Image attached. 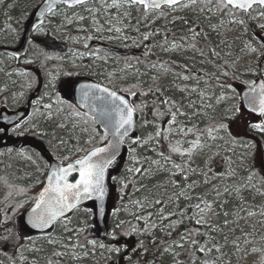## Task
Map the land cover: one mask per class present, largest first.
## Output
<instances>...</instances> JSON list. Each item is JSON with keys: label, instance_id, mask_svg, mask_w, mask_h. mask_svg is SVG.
<instances>
[{"label": "rangeland", "instance_id": "rangeland-1", "mask_svg": "<svg viewBox=\"0 0 264 264\" xmlns=\"http://www.w3.org/2000/svg\"><path fill=\"white\" fill-rule=\"evenodd\" d=\"M43 1L44 0H2V2H0V117L3 113H12L1 103L6 97H9L7 98L8 100H18L19 103L21 102L17 109L18 111H26L25 117L12 126H6L0 122V130H2L0 131V175L5 176L8 183L15 184L19 187L25 186L30 188L34 194L44 185L45 177L48 172L44 171L40 164L26 152L27 148H36L41 151L44 148L47 149L38 137L48 135L49 137L54 138V140H59L58 145L62 152L78 158L84 154V150L90 143L86 141L91 140L92 142L95 140L96 136L90 130L85 131L86 128L80 122L82 120L81 117H76L73 113H67L60 108L58 110V113L60 114V125H64V127L59 126V128L61 130L69 131V136H64V134L60 133V137L56 139L55 134L51 130H47L46 126L48 125V122L54 118L53 105L58 103L57 96H59L61 101L74 103V89L79 81L78 77L80 75H86L92 79L100 77L102 79H97V82L105 83L108 78L125 79L128 76L135 75L137 71V69H135L134 73H132V67L122 63L111 54L101 53L98 48L90 49L89 46L85 48L84 45L87 43L85 35L90 32L96 33L102 37L105 43L110 45L126 43L131 41L133 37L132 32L128 30L129 24L133 18L139 26L138 29L141 27L148 31L153 20L155 22L160 21L165 26L173 28L176 22H180L181 19L186 18V16H184L186 12L191 9L196 10V8L186 9L178 7L175 10L163 11V15L160 13H149L145 18L142 10L134 11V7L130 9L121 8L119 10L120 13H124L125 11L128 12L126 17H120V19L123 20V23L127 21V25H124L123 23H117V11L115 9L105 10L103 3H89L78 9H74L73 12L63 7L60 8L51 16L52 19L58 20L54 25L58 36L65 41L71 40L75 46H83L84 49H74L72 52H69L64 56H58V59H56V56L52 57V61H60L62 66L47 71L48 82L43 88L45 92L42 97L38 94L31 96L22 90L16 93L15 90H17L16 85L21 80L27 79L28 76H32L34 81H36V84H38L37 65L35 64V59L32 57H34L36 53L38 54L41 45V37L45 33V26H48L50 22L48 21L42 28H40L43 29V31H40L39 29L33 35L34 43L30 46L32 47L33 52L31 54L28 53L18 65L16 64L15 58L9 56L6 51L19 50L22 46L34 13ZM86 9H92L93 12H89ZM134 14L136 15L134 16ZM206 15V13L202 14L204 26H206V31L209 36L216 41L217 45L215 48L220 53V58L217 60L210 55L209 49L213 47H209L208 54H205V56L209 60H214L215 63L219 65H224L225 61H227L229 82L235 86L236 92L239 95L227 92L224 94L225 98L223 101L217 105L215 96L221 95V91L217 87H211L209 89V94H214L211 103L216 106L217 111L214 112L212 109H207L206 116L202 115L193 118V123H196L199 127L201 125L204 126L205 124L212 123L211 118L213 116H216V118L219 119L218 113L220 110L233 104L240 105L242 103L240 100L241 92L248 88V82L253 80L258 81L261 77H264V56H260L259 51L252 53L248 47H245L247 44L259 49L262 38H264V30L260 29L258 25L264 23V17L255 14L252 15L253 17H256L255 19H249L247 16V22L243 17L236 14L237 19H244L245 23L229 25L227 23L228 17H223L225 22L221 24V17L219 14L213 16L211 20L206 19ZM81 16L84 17L83 20L79 19ZM109 24L121 27L124 30L123 33L118 34L114 31H107ZM209 24L217 25V32H220L221 34L217 35L216 32H212L208 27ZM95 29H100V31H96ZM117 35H120V39H109V37H115ZM125 36H127V39H124ZM198 47L204 50V45L200 42L198 43ZM97 51H99L100 57L107 56V59L97 58L92 55V53ZM16 66L18 67L16 68ZM204 66L208 68L207 72H215L216 70L212 63L204 64ZM67 67L77 69L75 76H66ZM250 69H254L256 74L254 75ZM145 70L151 72L149 66ZM233 73L235 74L234 79L231 78ZM145 78L146 75L141 74L142 83L145 81ZM184 83L191 84V82L177 81V84L180 87H183ZM175 91L179 95L180 100L186 109L188 99L185 97L187 94L181 93L176 89ZM234 95H236V98L232 99ZM191 99L195 100L197 104L200 103V100L195 94H191ZM37 101L39 102L37 103ZM45 104H51L52 107L50 109L45 108L43 106ZM181 119L184 120L183 117H181ZM256 119L257 117L248 114L243 109L240 115L229 121L231 137L226 133H221L220 135L224 137L223 139L218 138L215 141H207L206 146L201 151H198L194 158L192 167L196 168V173H188L189 178L187 181H185L179 174L174 176L170 174L173 171H177L172 168L171 163L165 165L162 160L155 165L151 163L152 160L161 159L158 155L161 152H163L165 156L169 155L167 147L169 142L162 141L160 144H157L154 139L149 140V137L155 136L157 128L167 127L165 122H158L156 119H150L154 131L148 133V135L141 140V146L148 147V150L150 151V155L144 157L145 161L149 164V171L143 174V181L147 182L157 175H164L165 178L161 182L156 181L154 184L149 183L150 186L143 198L139 200L140 203H137L138 201L136 203L129 201L125 204L128 209H121V211L129 214L130 212L134 213V210H136L137 213L157 204L155 203L156 200H161L164 208L162 210L166 216V214H168L167 209L174 211L175 209L180 208L182 202L191 203L194 206L197 202L194 197L206 195L205 192H201V190L199 191L200 187L208 189L207 196L216 198V192L212 187V184L205 185L202 183L204 179L203 171L206 170V164L211 165L212 167V172L208 174L209 178L217 172L226 173L229 168L235 170L236 178L234 180L225 179L212 182L221 191H223L225 187H233L237 182H243L244 180H240L242 175L247 174L245 170L249 169L253 164L256 165L257 170L260 165L261 156H264V139H262L264 136L250 130L247 126L249 122H254ZM73 125L76 126L73 127ZM188 126L191 125L189 124ZM177 138L179 137L173 136L170 139L174 143ZM189 138L191 139V137ZM61 141H63V143ZM43 142L48 144V141ZM187 146V144L183 145V147ZM50 148L51 149L49 150L55 154L56 149H53L52 147ZM48 153L50 154L47 150L44 151V156L39 153L40 161L47 162L46 157H48ZM209 153L213 156L212 159L205 158V160H201V157H205V154ZM177 159H181V163H183L186 160V157L182 158L173 154L172 161L180 163ZM241 159H243V163H241ZM127 161H130L133 164H138L135 151L129 152ZM48 165L47 169L49 168ZM129 169H131V171ZM129 169L127 170L128 177L132 176V178H129L132 180L135 168H131L130 166ZM119 171L120 169L118 168V173ZM193 181H196V183L193 184ZM124 185L125 182L123 183V186ZM188 185H192V187L189 188ZM258 185L257 187H259ZM242 195L247 201L244 210H240L237 207L239 201L236 199H233L234 201L231 202L228 197L221 196L219 198L228 200L226 205H231L229 209L230 213H238V216L236 217L231 216V219L226 226L223 225L220 227L221 231L224 233H228L229 230L233 228L238 229L234 236L231 234L229 235L228 246L222 249L223 252L228 253V255L224 257L222 264H260L262 253L260 251L251 252V249L253 247L264 249V224L258 223L259 221H264V215H261V207L264 206V195H259L255 189H253L251 193L245 191ZM178 196L180 197L179 199ZM186 197L192 199H186ZM253 197L255 198L253 199ZM109 198H111L108 201L110 202L109 215L111 217L114 215L118 216V214H120L118 205L119 197L116 195L113 196V194L111 197L110 193ZM15 199L20 200L27 209L34 203V198L30 195L23 197L16 196ZM141 204L143 207H141ZM82 211H95V204H88L85 206V209L74 214L73 218H67L60 223V228L65 230L64 236L58 237L50 233L38 234L31 237L28 243L19 248V254L23 253V256L25 257L24 260L30 258L33 263L37 264L40 261L48 260V252L53 251V249L64 251L65 249L62 245L69 243V238H71V242L78 240L80 243V237H82V234L87 228L90 227L91 235H95V233H97V227L99 228V226L94 220L93 212L84 213ZM223 211H226V209L224 210L222 208V212ZM249 211H253L256 214L249 216ZM75 217H79V223H74L73 219ZM239 217H243V219H240ZM233 219H238V224L232 223L231 221ZM115 221H118V224H120L118 217L115 218ZM124 226V223L121 224L117 230L122 231L121 228ZM80 229H84V231H79V234L77 235V232ZM240 230L249 233L247 240L250 241V243H241L240 250L236 251L232 247L231 241L236 237L243 239ZM115 232L120 241L123 235H121L120 232ZM218 233L221 234L220 232ZM49 238L56 241V243L49 244ZM109 239L112 240L111 236ZM225 243L224 240L223 244ZM124 245L127 246V251H122L120 254L127 262H130L128 259L129 257H131L132 260L133 255H141L143 259H141L138 264H147L150 258L148 252L144 253L143 250L132 251V249L136 247V244H134V246L129 242L127 244H120V246ZM90 248L91 246H89V249ZM37 249H40V251H36ZM180 252L181 250L178 248H172V251L169 254H175V259L179 260ZM245 252L249 254L245 255ZM100 257H102L103 260H100ZM110 258L111 257L106 251L97 248L94 256L89 255L85 257L81 252V259L75 260L72 259L70 255L64 256L63 262L59 264H97V261H102L103 264H111L112 261ZM99 264H101V262H99ZM155 264L161 263L155 262ZM195 264L198 263L195 262Z\"/></svg>", "mask_w": 264, "mask_h": 264}, {"label": "snow or ice", "instance_id": "snow-or-ice-1", "mask_svg": "<svg viewBox=\"0 0 264 264\" xmlns=\"http://www.w3.org/2000/svg\"><path fill=\"white\" fill-rule=\"evenodd\" d=\"M2 2V0H0ZM55 2V0H53ZM64 4L72 7L74 5H85L88 3V0H62ZM103 7L105 10L115 9L117 11L116 20L117 23L122 24L123 20L120 19L121 16H127L128 12L120 13L121 8L130 9L132 7L143 8L145 18L149 13L159 12L163 15V9L168 8L170 10H175L177 7L183 8H198L200 14H207L206 19L211 20V18L217 14L220 15L221 21L223 24L225 21L223 17H228L227 23L232 24H244V19H237L236 13L243 12L248 15L249 19H255L256 17L251 16V11L254 7L261 9L257 13L258 16L264 17V0H111L109 3L108 0H103ZM49 12L52 11V6L49 4L47 9ZM89 12H93L92 9H86ZM80 20H83L84 17H79ZM153 22H155L153 20ZM174 22V21H173ZM184 24L187 26V31L185 34L181 35L178 40L175 36L169 41L167 34L163 36V41L154 45V47H159L165 53H172L184 58L183 63H178L176 60L161 61L157 60L152 62L149 65V70L154 71L156 74L150 77L152 84L149 85L147 91L141 90L139 95L143 97H148L151 95L152 99V108L153 115L155 118L160 119L168 117L165 121L167 127H159L155 132L154 137H149V140L154 139L157 144H160L162 141H168V151L169 155L165 156L163 152L159 153L160 160H152L153 165L158 164L161 160L165 165L168 163L172 164V168L177 171H173L171 175H181L182 178L187 181L189 176L188 173H196V168L192 167L194 158L198 151H201L205 146L207 141H215L216 139H223L221 133H226L231 137V132L229 128V121L235 119L238 115L242 113L243 109L257 117L254 122L248 123V128L256 133L264 136V77H261L259 82L256 80L248 82V90L240 96L242 103L240 105H231L227 108H224L219 111V119L216 116H213L212 123L205 124V127L200 128L196 123H193V118L200 117L202 115H207V109H212L214 112L217 111L215 105L211 103L213 95L209 94V89L213 86L217 87L221 91V95L215 96L216 104H220L224 97V94L227 92H232L236 95H239L236 92L235 86L229 82V71L228 63L225 61L224 65L216 64L214 60H209L205 56L203 49L198 47L199 42H208L209 34L204 29L200 28L199 25L194 22H190L187 19H184ZM102 27V26H101ZM209 29L212 32H216L217 35H220V32H217V25L209 24ZM258 27L264 30V23L258 25ZM100 31V29H95ZM43 31V29H40ZM109 32H116L118 34L123 33L121 27H116L115 25L109 24L107 29ZM139 31V29H137ZM160 35L159 31L149 32L142 35L143 41H149L154 36ZM87 40L93 39L92 36L86 37ZM109 39H120V35L115 37H109ZM127 39V36L124 37ZM85 48L88 47L87 43L84 45ZM128 45H125L127 47ZM134 46L139 47L140 44L136 43ZM248 47L252 53L259 51L260 56H264V38L259 45V49L256 47H251L250 45H245ZM191 52V57H188L186 53ZM209 53L212 57H215L217 60L220 58V53L216 50L215 47L209 49ZM92 55L97 58L107 59V56L100 57L99 51L92 53ZM152 55L151 48L146 46V51L143 53L144 57H149ZM197 55L201 58L200 64L212 63L213 67L216 69L215 72H205L203 68H195L196 57ZM137 63H139V58ZM191 60V64L188 62ZM132 65H129L131 67ZM195 69V70H193ZM139 71V70H137ZM255 75L256 72L254 69H250ZM147 74V73H145ZM168 77H171V80L167 84L161 83V80H166ZM223 78V79H222ZM232 79L235 78L233 73ZM177 81L182 82H191L184 83L183 87H180L177 84ZM214 82V83H213ZM203 85V87H202ZM135 87V86H134ZM176 89L181 93H186L188 99V104L183 105L182 102L177 101L171 96H166L165 93ZM122 92H128L129 95L135 97L137 91H132L131 89H119L109 88L107 86H102L99 83L95 84H81L80 85V97L79 101L76 104H70L69 107L74 109L73 114L76 117H90L93 124H99L103 127V136L100 139L106 140L109 135L112 136V140L109 141L108 146L106 147H95L91 150L85 149V154L73 162L67 163L65 166H56L50 170V174L46 175V183L44 184L42 190L34 197V203L30 209L25 210L27 215V220L23 227H31L34 229L44 230L49 227H52L55 223L59 222L61 218L65 217L66 211L74 210L79 202L84 199H90L95 197L101 201L100 213L103 214V199L105 196V173L108 167L114 162L116 151L119 149L121 143H123L124 138L129 135V132L135 126V114L137 111H142L145 107H148L146 101L142 100L140 103L135 101H130L124 95L120 94ZM191 94H195L200 103L197 104L195 100L191 99ZM236 95L232 99L236 98ZM39 101H37L38 103ZM57 102L63 103L57 96ZM45 108H51V104L43 105ZM80 107L87 108L88 111L81 113L78 109ZM183 117L184 120L181 121L178 119ZM88 121L85 119L84 123ZM147 123V122H146ZM191 126H188V125ZM64 127V125H59ZM76 125H73L75 127ZM2 131V130H0ZM87 131V129H85ZM95 131V129H93ZM177 136L175 142L171 141V137ZM191 137V139L189 138ZM63 143V141H61ZM91 142V140L86 141ZM140 138L136 137L133 139V143H140ZM147 142V141H145ZM184 144H187V147H183ZM130 151L134 152V149ZM178 155L182 158L186 157V160L183 163H175L172 161V155ZM212 159L213 156L205 154V157H201V160ZM65 160L68 158L65 157ZM138 162V161H137ZM243 163V159H241ZM131 171V169H129ZM136 172H141L140 168L135 169ZM145 172L149 169H144ZM247 175L244 177L243 182H237L233 187H225L221 191L213 181L218 180H234L236 178V172L234 169L229 168L226 173H214L211 178L208 174L212 172L211 165L206 164V170L203 171V181L205 185L212 184V187L216 192V200L209 201L207 199V194L205 196H196L194 199L197 201L192 208V215L188 218L194 219L197 225H201L209 231H217L221 233L222 238L225 240V244H220L215 237L209 240H205L203 244L194 237L204 236L206 233H202L199 228L187 229L185 234L181 235V243H175L172 246H163L166 241H160L159 244L157 239L153 234V229L157 227H162L165 230L166 236H171L172 231L175 228V224L169 223L168 225H156L151 224L150 226L146 224L143 229L131 226L129 230L123 231L121 234L123 236L130 235H143L146 238H149L151 245L155 248V251L160 253V256H163L165 253H170L172 248H183L184 243L189 244L194 252H199L204 255V259L201 261V264H221L224 257L228 255L222 251L223 248L228 246V237L229 235H235L237 228L230 229L228 233L221 231L219 226H213L205 218L208 214L220 215L221 213L213 209V203L218 202L219 207L222 209L228 203V200L223 201L219 200L221 196H232L233 199L239 201L237 207L240 210L245 209L247 204L246 199L242 195L243 192L248 191L251 193L253 189L259 194L264 195V156H261L259 171L256 170V165H252L249 169L245 170ZM76 172L78 178L74 181L69 180V176ZM256 181L259 182V187H257ZM193 184L196 181L192 182ZM189 188L192 185H188ZM21 192L24 190L21 189ZM182 195V193H181ZM180 197L178 196V199ZM255 197H253L254 199ZM186 199H192L186 197ZM137 203H140L139 201ZM155 203H162L161 200H156ZM23 208L24 205L21 203L18 206ZM141 207L143 205L141 204ZM16 209H13L15 212ZM253 211H249L248 215H255ZM151 215V213H149ZM161 221L167 220L168 216L175 215V213H169L168 216H165L163 210L160 212ZM187 215L186 210L180 212L181 221ZM222 215L224 216V225L226 226L229 223V216L236 217L238 216L237 212H228L223 211ZM261 215H264V206L261 207ZM142 217H137L141 219ZM243 219V217H239ZM6 222V220H5ZM234 224H238V219H233L231 221ZM124 222L121 221L120 224H117L116 227L119 228ZM258 223L264 224V221H259ZM252 227V226H250ZM15 228V225H14ZM79 231H84L80 229ZM243 239L236 237L231 241L232 247L236 250H240L241 243H250L247 240L249 233L243 232L240 230ZM3 235H0V248H6L11 246L14 249L19 250L22 245L20 244V230L13 228H5ZM112 241L117 243L104 244L100 243L95 239L87 240L85 244H80L79 241L65 243L62 247L64 251H57L53 249L51 257L48 258L47 264H59L60 260L64 256H71L72 259L79 260L81 259V252L83 256H94L96 249L106 251L109 256L112 254H120L122 251H127V246H120L118 243V236L115 230L110 234ZM49 244H55L56 241L49 238ZM209 244L211 246H209ZM91 246L89 249L88 246ZM79 250V251H78ZM143 250L144 253L149 251L148 246H146L144 240H138L137 245L132 251ZM36 251H40L37 249ZM260 251L262 253L260 264H264V249H258L253 247L251 252ZM215 255L214 259H209ZM249 253L245 252V255ZM107 258V257H106ZM12 259L11 257L9 258ZM20 259L23 261L25 257L23 253H20ZM130 264H138V262H132L131 257L128 258ZM12 264H15V261H12ZM147 264H155V259L148 261ZM173 264H180L179 261L175 260V254L173 255ZM195 264V262H193Z\"/></svg>", "mask_w": 264, "mask_h": 264}, {"label": "trees", "instance_id": "trees-1", "mask_svg": "<svg viewBox=\"0 0 264 264\" xmlns=\"http://www.w3.org/2000/svg\"><path fill=\"white\" fill-rule=\"evenodd\" d=\"M94 3L96 4H102L101 2L95 1ZM67 9V8H66ZM198 8L196 10L191 9L184 16L189 20L190 22H194L195 24L199 25L200 28L204 29L206 31V26H204V19L202 14H199ZM69 11L73 12L74 9H68ZM137 10L136 7H134V11ZM166 10V9H165ZM261 9L258 7H255L251 11V16L257 14ZM236 14L240 15L246 20V15H244L241 12H237ZM136 14H134L135 16ZM184 19H181L180 22H176L173 28H169L168 26H165L162 22L157 21V22H152L150 25V29L147 31L144 28L138 29L137 22H135V19L133 18L132 21L129 24V31L132 32L133 34V39L132 41L125 43L124 45H110L105 43V41L102 39V37L96 33L90 32L89 34H86L85 37L92 36L93 39L87 40L88 46L90 49L92 48H98L101 53L105 54H111L115 56L119 61H121L124 64H127L129 66L132 65V73H134V70L137 69L139 71H136L135 75L133 76H128L125 79H113V78H108L106 79V82L104 83L107 87L114 88L116 90L119 89H131L132 91H137V95L135 97L131 96L128 94V92H122L121 94L126 96L130 101H135L136 103H140L142 100L146 101L148 104V107H145L142 111H137L136 113V128L134 134L127 139L124 142V152L123 155L120 157V159L112 165L111 169L109 170V178H108V183L111 191V197L112 194L113 196L116 195L119 197L118 205L119 209L123 208L127 202L136 203L140 199L143 198V196L146 194V191L148 190L150 184H154L156 181L161 182L164 180L165 176L164 175H157L153 179L145 182L143 181V174L145 173L144 169H149V164L145 161L144 157L150 155V151L148 150V147L146 146H141L142 143H133V139L136 137L140 138V141L144 139L148 133L151 131L153 132V124L150 122V119H156L158 122H165L168 117L160 118L157 119L153 115V108H152V99L153 97L149 95L148 97H143L139 95V92L141 90L147 91L149 85L152 84V81L150 77L152 75H155L156 73L154 71L148 72L145 69L150 65L152 62H156L157 60L161 61H168V60H176L178 63H183L184 58L172 53H165L163 52L159 47H154V45L161 43L163 41V36L167 34L169 41L173 39V36H175L178 40V38L185 34L187 31V26L184 24ZM50 22L49 25L45 26V33L41 37V45L40 49L38 51V54L36 53L34 57L35 59V64L37 65V74H38V80L36 84V81H34V78L32 76H28L27 79L21 80L17 85V90H15L16 93L19 91H25L29 95H35L38 93V95L43 97L44 94V87L48 81V76H47V71H50L52 69H55V67L60 68L62 66V63L60 61H52V57L56 56V59H58V56H64L69 52H72L74 49H84L83 46H75L73 42L70 41H65L61 39L56 30H55V23L58 22V20H54L51 17L47 19V22ZM247 21V20H246ZM127 21H125L123 24L125 25ZM248 22V21H247ZM127 25V24H126ZM159 31L160 35L154 36L152 39L149 41H143L142 40V35L145 33L149 32H155ZM147 31V32H146ZM136 43H139L140 46L136 47L134 46ZM201 44L204 45V52L205 54H208V49L209 47H215L217 45L216 41L209 36L208 42H200ZM125 45H128L125 47ZM146 46L151 48L152 55L149 57H144L143 53L146 51ZM32 47L29 48L28 53L31 54ZM188 57H191L192 53L188 52L186 53ZM139 58V63H137V59ZM200 57L197 55L196 57V63H195V68H203V71L208 70L207 67L200 64ZM191 64V60L188 61ZM136 65V66H135ZM119 67V66H118ZM32 69V67H31ZM75 68L73 67H67L66 68V76H75L76 73ZM194 70V69H193ZM36 71V70H35ZM85 73V72H84ZM147 73V74H145ZM141 74H145L146 78L145 81L142 83L141 79ZM79 81H85V80H90V81H98L97 79H102L100 77H97L96 79H92L86 75H80L78 77ZM171 80V77H168L166 80H161V83L167 84ZM214 83V82H213ZM135 86V87H134ZM215 87V86H214ZM166 96H171L172 98L176 99L177 101H180L179 95L176 93L175 89H172L169 92L165 93ZM6 97L4 98L1 103L2 105L5 106V108L11 112H15L18 107H19V101L15 100H8ZM46 101V100H45ZM70 104H75L73 102H67L63 101V103L55 104L53 105V113H54V118L48 122V125L46 126L47 130H51L54 134L56 139L60 137V133L64 134V136H69V131L67 130H61L59 128L60 125V114L58 113V109L60 107H63L66 111L68 112H74V109L69 107ZM42 107V106H41ZM79 110V109H78ZM81 113H83L81 110H79ZM83 119L87 120V125L89 127V130L94 133L95 140L90 142L86 147L87 150H91L92 148L98 147L103 145L106 140H101L100 137L103 136V133L99 130V128L93 124L92 120L90 117H83ZM181 121V117H179ZM147 122V123H146ZM156 122V123H158ZM201 128L205 127V125H201ZM95 129V131H93ZM252 137V135H251ZM38 139L41 141L42 144L45 145L47 149L38 150L36 148H27L26 152L27 154L35 159L41 166V168L44 171H48L47 165L49 164L50 160L48 157H46L47 162L40 161L39 155L41 154L44 156V151L47 150L50 152L51 156L57 160L58 162L62 164H67L70 162L75 161L78 158L73 157L72 155H69L67 153L62 152L60 150V146L58 145L59 140H54V138L49 137L48 135L44 137H38ZM253 139V138H250ZM264 139V137H262ZM43 141H48V144H45ZM247 141V139H246ZM167 142V141H166ZM56 149L55 154H53L49 149ZM41 149V148H40ZM131 149L135 150V156L137 157L140 162L135 165L136 168H140L141 172H136L134 171L133 174V179L130 180L129 178H132V176L128 177L127 170L130 168V166L133 164L130 161L128 162V155ZM40 153V154H39ZM61 154V155H60ZM85 154V152H84ZM58 155V156H57ZM264 155V153H263ZM67 157L68 159L65 160L64 158ZM178 162H182L181 159H177ZM47 163V164H46ZM254 165V164H253ZM49 166V165H48ZM118 168L120 169L118 173ZM115 170V172H114ZM257 171H259V167L257 168ZM247 174H244L241 176V180H244V177ZM125 182V185L123 186V183ZM150 183V184H149ZM257 185L258 182L256 181ZM259 186V185H258ZM23 189L24 191L21 192L20 190ZM205 192L207 194L208 189H204V187H200L199 191ZM40 191V189H39ZM37 191L35 194L32 193L30 188L27 187H19L16 186L15 184L8 183V180L5 176L0 175V235L6 234L4 233L5 228H13L14 231L16 229L20 230V244L24 245L29 242L30 238L34 235H29L26 227H23V222L22 218L24 216L25 210L27 208H19V204H21V201L18 199H15L16 196H26L30 195L36 197L39 193ZM116 193V194H115ZM230 198L229 200L232 202L233 197L228 196ZM111 199V198H110ZM207 199L209 201H215L216 198H211L207 196ZM224 198H221L219 200L223 201ZM109 204L108 202V208H107V215L105 218V225L107 228V236L105 238H100V228L97 227V233L91 235V228H87V230L82 234V237H80V244H85L87 240L95 239L100 243L104 244H112L113 241L109 239L108 235L111 232V230H115L117 232H120L121 230L116 229V225L118 224V221H114L113 217H111L110 210H109ZM230 206L231 205H226L223 209L226 211H230ZM163 207V204H154L151 207H148L146 209H143L139 212L136 213V210H134V214H125L124 212L121 211L120 214H118L119 218V223L121 221L124 222V227H122V231H127L131 226H135L137 228L143 229L146 224L151 225V224H156V225H168L169 223L175 224V228L172 231L171 236H166L165 230L162 227H157L156 229H153V234L155 238L157 239V242L159 244L160 241H166V243L163 246H172L175 243H181L182 241L180 240L181 235L185 234L187 229H197L199 228L202 233H206L204 236H196L194 238L198 239L201 244L205 242V240L211 241L213 237L216 238V240L220 243H224V239L222 238L221 234H219L217 231H209V229L197 225L195 223L194 219H189L188 217L192 215V208L193 205L191 203H186L182 202L180 204V208L175 209L174 211L171 209H167L168 214L169 213H175V215L168 216L167 220L161 221L160 218V212ZM13 209H16L15 212ZM213 209L215 211L220 212V215H214V214H208L205 218L207 221L212 224L214 227L219 226L222 227L224 225V216L222 215V209L219 207L218 202L213 203ZM182 210L187 211V215L183 218L182 222L181 217H180V212ZM151 213V215H149ZM85 215V214H83ZM74 214H71V217L73 218ZM137 217H142L141 219H137ZM229 220L231 219V216L228 218ZM6 220V222H5ZM79 217H75L73 219L74 223H79ZM97 223V222H96ZM15 225V228H14ZM64 229L60 228V222H58L48 233L53 234L54 236H64ZM95 231V232H96ZM122 235V234H121ZM138 240H144L146 246L149 248V255L150 258L148 261H152L155 259L156 263H161V264H173V255L169 253H165L163 256H160V253L155 251V248L151 245V241L149 238H146L143 235H130V236H122V239L118 243L120 244H127L128 242L131 243L132 246L134 244L137 245ZM117 243V242H114ZM185 244V243H184ZM209 246H211L209 244ZM175 248V247H173ZM181 250L179 254V260L175 259L176 261H179L180 264H193V262H197L198 264H201V261L205 258L203 254L199 252H194L193 248L189 244H185L183 248H178ZM52 251L48 252V257H51ZM216 254H213L212 257H209V259H214ZM12 258L11 260L9 258ZM111 258V264H130V262H127L124 257L121 256V254L115 255L112 254L110 256ZM142 256L141 255H133L132 262H139L141 261ZM15 261V264H36L33 263V261L28 258L27 260H20V254L19 250L14 249L11 246H7L6 248H0V264H12V261ZM100 260H103L102 257H100ZM63 262V258L60 260L59 263ZM99 262L102 263V261H97L96 263L99 264ZM223 261L221 262V264ZM37 264H47V260L40 261Z\"/></svg>", "mask_w": 264, "mask_h": 264}, {"label": "water", "instance_id": "water-1", "mask_svg": "<svg viewBox=\"0 0 264 264\" xmlns=\"http://www.w3.org/2000/svg\"><path fill=\"white\" fill-rule=\"evenodd\" d=\"M94 1L103 2V0H88V3H92ZM108 2H111V0H108ZM49 4H51V6H52V11L51 12H49L47 10L48 7H49ZM60 6H65V7L71 8V9H75V8H78V7H81V6H84V5H74L72 7H69V5L64 4L62 2V0H55V2H53V0H45L39 6V8L37 9V11H36V13L34 15V18H33L32 22H31L30 26L28 27V30H27V32L25 34L24 42H23V45L21 46V48L19 50H16V51H6V53H8L10 56H13L16 59L17 65L20 63L21 58L24 57L28 53L29 47L31 46V44L33 42V35L39 30V28H41L45 24L47 18L50 17L54 12H56L57 9ZM85 83L95 84V82H90V81H83V82L78 83L76 85V88H75V91H74L75 103H77L79 101V97H80V85L81 84H85ZM101 85L102 86H105L103 84H101ZM247 90H248V88L247 89H244L241 92V96ZM79 109L82 110L83 112H87L88 111L87 108H83V107H80ZM244 110L246 112H248L246 108ZM25 115H26V111H20V112L12 113V114L11 113L10 114L3 113L1 115V117H0V122L3 123V124H5L6 126H12V125L16 124L17 122H19L21 119H23L25 117ZM134 119H135V126L133 127V129L130 130L129 135L124 138L123 143L120 144L119 149L116 151V156H115L114 162L108 167V169H107V171L105 173V196H104V199H103V202H102L103 203V208H104L103 214H101L100 213V210H99L100 209V205H101V201L98 200V199H96L95 197L90 198V199L81 200L79 202V204L77 205V207L74 210H72V211H66V214H65V217H66L69 214H71L73 211H75L77 208H79V207H81V206H83V205H85L87 203H91V202L94 203L95 204V211H96V222H97V224H98V226L100 228V238H102V239L107 236V229H106V225H105V216H106V213H107V203H108L109 196H110V189H109V185H108L109 169L122 156L124 142L129 137H131L133 135V133L135 131V127H136V114H135ZM96 125L103 132V127L100 126L99 124H96ZM110 140H112V136L111 135H109V137L107 139V142L105 144L99 146V147H106V146H108ZM49 158H50V165H49V170H48L47 175L50 174V170L52 168H55L56 166H65L64 164H61L60 162H58L55 159H53L51 156ZM76 178H78V174L76 172H73L69 176V180L70 181H74ZM45 183H46V179H45ZM42 188H41V190H42ZM26 220H27V215L24 214V216L22 218L23 225L25 224ZM54 225L52 227H49V228L44 229V230L34 229V228H31V227H26V229H27L29 235H33V234H36V233L37 234L38 233L39 234H42V233H46L49 230H51L54 227Z\"/></svg>", "mask_w": 264, "mask_h": 264}, {"label": "bare ground", "instance_id": "bare-ground-1", "mask_svg": "<svg viewBox=\"0 0 264 264\" xmlns=\"http://www.w3.org/2000/svg\"><path fill=\"white\" fill-rule=\"evenodd\" d=\"M93 3V2H92ZM89 4V3H88ZM30 48V47H29Z\"/></svg>", "mask_w": 264, "mask_h": 264}, {"label": "flooded vegetation", "instance_id": "flooded-vegetation-1", "mask_svg": "<svg viewBox=\"0 0 264 264\" xmlns=\"http://www.w3.org/2000/svg\"><path fill=\"white\" fill-rule=\"evenodd\" d=\"M29 51V50H28ZM16 64H17V62H16Z\"/></svg>", "mask_w": 264, "mask_h": 264}]
</instances>
